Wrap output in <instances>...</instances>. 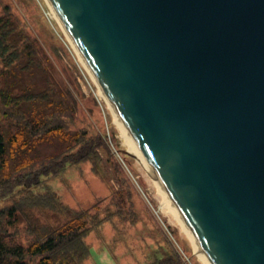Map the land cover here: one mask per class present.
<instances>
[{"label":"water","instance_id":"obj_1","mask_svg":"<svg viewBox=\"0 0 264 264\" xmlns=\"http://www.w3.org/2000/svg\"><path fill=\"white\" fill-rule=\"evenodd\" d=\"M48 2L208 263L264 264V0Z\"/></svg>","mask_w":264,"mask_h":264},{"label":"rangeland","instance_id":"obj_2","mask_svg":"<svg viewBox=\"0 0 264 264\" xmlns=\"http://www.w3.org/2000/svg\"><path fill=\"white\" fill-rule=\"evenodd\" d=\"M4 5L35 46L34 61L38 59L45 66L48 76L45 79L46 73L39 67L22 71V78L37 89L48 81L55 93L64 91L67 103L72 106L69 116L64 117L69 129L84 130L89 135L103 134L111 151L109 154L99 148L101 164L97 171L92 169L90 162L83 161L48 179L64 204L105 218L85 237L91 254L84 264H144L166 237L180 253L182 264H208L179 219L170 212L168 201L145 164L129 151L119 117L113 114L114 110L61 27L48 0H0V11ZM61 147L63 143L54 139L39 144L38 150L47 154ZM4 204L5 201H0V206ZM42 219L55 223L59 216L47 211ZM24 224V221L18 224L17 236L22 243L27 236Z\"/></svg>","mask_w":264,"mask_h":264},{"label":"trees","instance_id":"obj_3","mask_svg":"<svg viewBox=\"0 0 264 264\" xmlns=\"http://www.w3.org/2000/svg\"><path fill=\"white\" fill-rule=\"evenodd\" d=\"M35 46L4 5L0 11V264H84L91 254L85 237L104 217L64 204L48 179L67 167L88 161L101 164L99 148L111 153L103 134L72 131L64 121L72 109L64 91L46 82L34 88L22 71L41 67ZM58 139L56 152L41 154L38 145ZM122 184V183H121ZM123 185V184H122ZM47 211L59 219H42ZM24 221L25 243L17 236ZM18 225V226H17ZM144 264H182L168 237Z\"/></svg>","mask_w":264,"mask_h":264},{"label":"bare ground","instance_id":"obj_4","mask_svg":"<svg viewBox=\"0 0 264 264\" xmlns=\"http://www.w3.org/2000/svg\"><path fill=\"white\" fill-rule=\"evenodd\" d=\"M51 8H52V7H51ZM52 11H53L54 15L56 16L57 20L59 21V23H61L59 17L57 16V14H56V12H55V10H54L53 8H52ZM61 24H62V23H61ZM62 27H63V26H62ZM63 29H64V27H63ZM65 33H66V31H65ZM67 36H68V35H67ZM68 38H69V36H68ZM69 40L71 41V43L73 44L74 48H75L76 51L78 52L77 47L75 46V44L73 43V41H72L70 38H69ZM78 54L80 55L79 52H78ZM80 56H81V55H80ZM81 58H82V56H81ZM82 59H83V58H82ZM82 61H83V63H84V60H82ZM84 64H85V63H84ZM85 66H86V64H85ZM100 90L102 91L101 88H100ZM102 95H103L104 98L106 99V97H105L103 91H102ZM106 101H107V99H106ZM107 102H108V101H107ZM108 104H110V103L108 102ZM110 106L112 107L111 104H110ZM112 109H113V107H112ZM113 110H114V109H113ZM113 114H114L115 116L117 115L116 118L119 117L118 114H117V112H116L115 110H114V113H113ZM119 123H120V129H121V131H122L123 136L125 137V141H126V143H127V145H128V149H129V151L133 152V154H135L136 157H138V159H140V161L142 160L141 162L145 164L146 169H148V172H151V169H150V167H149V165H148V163H147L145 157L143 156V154L141 153L140 149L138 148V146H137L136 143L134 142V140H133V138L131 137V135H130V133L128 132V130L125 128V126H124L122 120L120 119V117H119ZM121 123H122V124H121ZM144 164H143V165H144ZM149 174L152 176L151 173H149ZM154 177H155V176H152V178L154 179L155 183L158 184V185H157L158 189H159L160 192L164 195V198H166V200L170 203V205H169L168 202H167V207L169 208L170 212H172V213L177 217V219H179V222H180L182 228H183L184 231L187 233V235L191 238L192 242H193L194 245H195V242L193 241V238H192V234H191L189 228L187 227L185 221H184V220L182 219V217L180 216L178 210H177L176 207L174 206V204H173L172 200L170 199V197L168 196L167 192L162 188V186L159 184V182H158ZM168 205H169V206H168ZM165 207H166V206H165ZM195 248H196V250L198 251V253H200V254L202 253V252H199V250L197 249L196 246H195ZM202 255L204 256L203 253H202ZM204 257H205V256H204ZM205 260H206V262L208 263L206 257H205ZM208 264H209V263H208Z\"/></svg>","mask_w":264,"mask_h":264}]
</instances>
